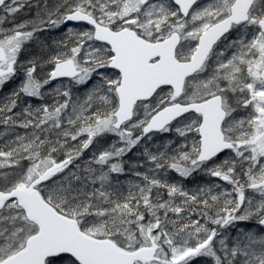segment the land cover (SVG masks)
<instances>
[{
    "label": "snow or ice",
    "instance_id": "6c2138e0",
    "mask_svg": "<svg viewBox=\"0 0 264 264\" xmlns=\"http://www.w3.org/2000/svg\"><path fill=\"white\" fill-rule=\"evenodd\" d=\"M9 85L0 264H264V0H0Z\"/></svg>",
    "mask_w": 264,
    "mask_h": 264
},
{
    "label": "rangeland",
    "instance_id": "374dc122",
    "mask_svg": "<svg viewBox=\"0 0 264 264\" xmlns=\"http://www.w3.org/2000/svg\"><path fill=\"white\" fill-rule=\"evenodd\" d=\"M28 10L27 9H25V12H27ZM23 18H25L24 16H23V14H21V16L20 17H18L17 19H23ZM11 85H9L7 88H4V89H0V98H2L4 95H6L9 91H10V89H11Z\"/></svg>",
    "mask_w": 264,
    "mask_h": 264
}]
</instances>
